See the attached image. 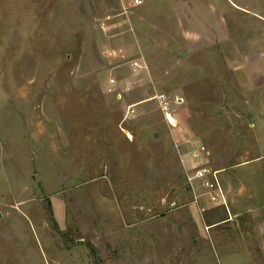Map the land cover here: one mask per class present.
<instances>
[{
	"label": "rangeland",
	"instance_id": "374dc122",
	"mask_svg": "<svg viewBox=\"0 0 264 264\" xmlns=\"http://www.w3.org/2000/svg\"><path fill=\"white\" fill-rule=\"evenodd\" d=\"M0 264H264V0H0Z\"/></svg>",
	"mask_w": 264,
	"mask_h": 264
},
{
	"label": "built area",
	"instance_id": "2783aa9c",
	"mask_svg": "<svg viewBox=\"0 0 264 264\" xmlns=\"http://www.w3.org/2000/svg\"><path fill=\"white\" fill-rule=\"evenodd\" d=\"M144 2V0H132L133 5H140ZM120 57L125 58L126 55L122 52L119 53ZM131 60V64L135 68H142L145 66L140 60L139 57H134ZM115 82V78L111 77L109 79V84H113ZM156 100L163 111L166 119L169 123L174 125L175 122V110L176 105L170 99V97L165 92H159L156 94ZM191 161V174L188 176L190 181H198L201 188L204 190V194L208 197V200L215 205H226L227 199L225 196V192L223 190V186L221 184L218 173L220 170L213 169L207 166L206 158L209 154V150L202 143H192L191 149L189 150Z\"/></svg>",
	"mask_w": 264,
	"mask_h": 264
}]
</instances>
